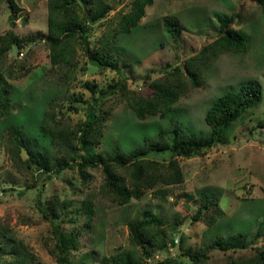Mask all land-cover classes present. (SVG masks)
<instances>
[{
	"label": "rangeland",
	"instance_id": "rangeland-1",
	"mask_svg": "<svg viewBox=\"0 0 264 264\" xmlns=\"http://www.w3.org/2000/svg\"><path fill=\"white\" fill-rule=\"evenodd\" d=\"M104 1L113 5L114 10L93 25L88 38L91 51L99 46L107 21L115 18V12L130 9L131 0ZM13 2L19 7L18 12L12 9L9 0L0 1V34L12 29L18 37L34 38L26 48L18 50L13 46L7 52L9 62H24L32 69L22 78L9 79L13 106L0 120V223L8 228L0 233V264H9L21 250L26 252V256L20 254L26 264H62L51 253L52 228L39 210V190V203L49 214L53 212L50 199L56 195L71 201L74 207L79 206L87 193L97 191L92 226L84 229L81 221L76 224L82 229L80 245L65 264H101L102 256L131 248L127 224L148 212L163 219L166 246L153 248L145 263L170 259L175 264H256V248L264 242L262 238L258 241L254 238L264 217V13L259 0H154L130 32L120 33L100 52L103 59L118 62L128 87L144 91L146 84L141 77L146 72L152 71L148 79L151 80L162 75L167 65L181 64L186 56L217 35L219 17L234 16L235 27L249 38L247 52L223 53L213 59L202 83L180 97L164 117L138 119L126 106L119 90L98 101V114L109 111L100 143L95 148L96 155L105 159L131 152L160 131L170 141L171 116L178 119L185 134L208 136L211 128L205 122V115L220 95L237 90L249 79L258 80L262 89L259 102L231 124L222 141L203 154L179 157L184 174L182 182L157 185L125 205L111 203L100 192L103 183L100 167L87 168L90 176L84 183L75 166L65 167L46 180L35 181L32 171L22 173L12 164L5 140L6 127L22 128L48 156L59 157L56 147L40 128L48 102L55 99L58 117L63 116L75 126L84 120L89 107L95 105L93 100L99 92L121 76L92 64L91 54L81 44L70 64L52 67L45 41L47 0ZM86 9L87 6H81L80 15ZM167 16L176 17L183 25L177 40H173L163 25ZM69 68L74 71L71 77L65 75ZM85 83L95 91L86 88ZM170 155L168 150L154 151L147 157L167 162ZM40 173L42 178L48 174ZM206 195L224 212L213 225H208L210 215L216 214L213 206L194 218ZM61 215L62 211L56 216L61 229L71 230V224L67 218L61 219ZM238 233L247 247L221 250L208 246L217 236ZM182 253L206 255L207 259L193 261Z\"/></svg>",
	"mask_w": 264,
	"mask_h": 264
},
{
	"label": "trees",
	"instance_id": "trees-1",
	"mask_svg": "<svg viewBox=\"0 0 264 264\" xmlns=\"http://www.w3.org/2000/svg\"><path fill=\"white\" fill-rule=\"evenodd\" d=\"M1 1V0H0ZM12 9L18 12L20 9L13 0H9ZM154 0H131L130 9L118 10L115 18L107 21V27L102 32V39L97 49L91 51L88 38L93 31V25L106 17L114 6L104 0H47V31L45 41L49 48V60L52 67L70 64V60L77 53L81 44L85 52L90 53V61L100 69H110L121 74L119 79L108 85L105 91L99 92L94 98L93 106L83 121L71 126L63 116L58 117V109L53 99L48 102L40 120L42 133L48 135L49 142L56 147L59 157H50L45 151L29 138L22 128L12 125L6 127L5 140L12 164L22 173L31 172L34 180H46L52 175L60 173L65 167H77L81 181L86 183L89 179L87 168L100 167L103 174V183L100 192L111 203L125 205L132 198H140L147 190L157 185H170L184 180L179 157H188L213 146L223 140V134L230 128L249 107L256 105L261 98V84L256 79H249L237 90L226 91L220 95L209 107L205 115V122L210 126L208 136H192L185 134L178 119L171 116L168 132L171 133L170 141L165 133L160 131L155 138L146 142L131 152L118 153L110 158L96 155V146L103 135L107 113H97L96 105L102 98L120 91L126 106L138 119L148 116H166L178 99L186 95L191 89L198 87L208 72L213 59L223 53H245L248 51L249 38L239 28L235 27L234 16L219 17L217 35L210 42L202 45L195 53L186 56L181 64L167 65L162 75L151 80V72H146L141 79L146 84L144 91H137L127 86L123 72L119 64L113 59H103L100 52L110 42L116 40L120 33L130 32L141 18L145 16L146 7L153 4ZM261 11L264 13V0H259ZM83 6L87 9L81 15L78 9ZM167 32L177 40L183 30L182 23L174 16H167L163 20ZM34 38L18 37L12 29L0 34V120L6 117L12 109V94L9 79L17 80L24 77L32 69L25 66L24 62H9L7 52L13 46L18 50L26 48ZM73 69H68L65 75L70 76ZM136 80V79H132ZM84 86L94 92L93 86L85 83ZM71 106V105H70ZM69 106V107H70ZM70 108H75L71 106ZM264 123V122H263ZM264 125V124H263ZM262 126V125H261ZM170 151V159L167 162L158 161L147 157L151 152ZM33 170L35 175H33ZM47 175L42 178V173ZM23 193V192H22ZM97 191L86 194L79 206H72L71 201L61 199L57 195L50 199L52 214L39 203L40 190L38 191V207L42 216L51 224V232L54 243L51 253L65 264L73 250L79 248V235L82 227L90 228L94 218L95 197ZM204 202L197 209L194 218H199L202 210L214 207L216 214L210 215L208 225H213L224 214L217 202L209 196H204ZM71 207L62 210L63 207ZM62 211L61 219H66L71 224V230H63L56 216ZM128 238L131 248L111 255H104L101 264H148L145 258L151 256L153 248L166 246V232L163 227V219L160 216L148 212L141 217L130 220L127 224ZM8 228L0 223V233H5ZM255 240L264 241V217L261 219V227L255 233ZM174 242L173 239L170 241ZM247 244L240 233L236 235L217 236L210 247L221 250H233L245 248ZM182 248V245L180 244ZM208 248H206L207 250ZM256 264H264V242L256 248ZM12 259L9 264H26L25 258L20 254ZM183 254V253H182ZM191 260L205 261L206 255H193L184 253ZM153 264H175L170 259L157 261ZM198 264V263H196ZM234 264V263H228Z\"/></svg>",
	"mask_w": 264,
	"mask_h": 264
},
{
	"label": "built area",
	"instance_id": "built-area-1",
	"mask_svg": "<svg viewBox=\"0 0 264 264\" xmlns=\"http://www.w3.org/2000/svg\"><path fill=\"white\" fill-rule=\"evenodd\" d=\"M20 55H22V53H20Z\"/></svg>",
	"mask_w": 264,
	"mask_h": 264
}]
</instances>
